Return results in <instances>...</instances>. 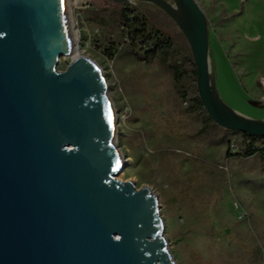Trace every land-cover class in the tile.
<instances>
[{"label": "water", "instance_id": "water-1", "mask_svg": "<svg viewBox=\"0 0 264 264\" xmlns=\"http://www.w3.org/2000/svg\"><path fill=\"white\" fill-rule=\"evenodd\" d=\"M112 1L152 4L170 17L210 118L264 138V120L219 92L196 0ZM75 47L65 0H0V264H177L157 196L118 179L124 164L100 68L78 57L59 69Z\"/></svg>", "mask_w": 264, "mask_h": 264}, {"label": "rangeland", "instance_id": "rangeland-1", "mask_svg": "<svg viewBox=\"0 0 264 264\" xmlns=\"http://www.w3.org/2000/svg\"><path fill=\"white\" fill-rule=\"evenodd\" d=\"M65 1L78 56L92 60L106 79L114 143L124 164L118 179L157 196L176 263L264 264V163L259 153L238 154L245 148L242 133L206 122L202 112L191 111L182 100L167 66L138 60L119 44L120 10H139L173 41L175 59L190 72L189 45L175 22L144 2ZM196 1L208 19L222 98L241 114L264 120V0ZM113 46L123 53L111 58ZM72 60L63 57L59 69Z\"/></svg>", "mask_w": 264, "mask_h": 264}, {"label": "trees", "instance_id": "trees-1", "mask_svg": "<svg viewBox=\"0 0 264 264\" xmlns=\"http://www.w3.org/2000/svg\"><path fill=\"white\" fill-rule=\"evenodd\" d=\"M118 18L123 36L119 44L121 46L126 45L130 54L138 60L146 63L159 60L163 65L167 66L173 73L177 90L182 100L189 103L188 108L191 111L202 112L206 116V122L218 126L210 118L198 96L197 75L190 47L188 46L185 50V55H187L185 57L189 58L192 64V69L188 72L183 68V64L178 59H175L177 51L173 41L151 25L139 10L133 11L129 7H123L119 12ZM112 49L113 51L109 50L111 58H115L118 53H123L121 47L116 48L113 46ZM242 136L245 148L238 154L252 156L259 153V157L264 163V146L255 145L256 141L264 142V138H255L247 134H242Z\"/></svg>", "mask_w": 264, "mask_h": 264}, {"label": "bare ground", "instance_id": "bare-ground-1", "mask_svg": "<svg viewBox=\"0 0 264 264\" xmlns=\"http://www.w3.org/2000/svg\"><path fill=\"white\" fill-rule=\"evenodd\" d=\"M69 24H70V28H71V22H69ZM72 33H73V32H72ZM72 35H73L74 42H75V44H76L77 36H76V34H74V33H73ZM71 57H72L73 59H76V58L79 57V56H78V51H77V45H76V47H75V51L72 53Z\"/></svg>", "mask_w": 264, "mask_h": 264}, {"label": "built area", "instance_id": "built-area-1", "mask_svg": "<svg viewBox=\"0 0 264 264\" xmlns=\"http://www.w3.org/2000/svg\"><path fill=\"white\" fill-rule=\"evenodd\" d=\"M260 84H261L262 89L264 90V76L261 78ZM232 147L235 148V149H237V146L236 145H232Z\"/></svg>", "mask_w": 264, "mask_h": 264}]
</instances>
